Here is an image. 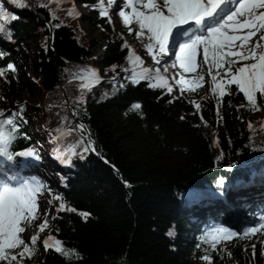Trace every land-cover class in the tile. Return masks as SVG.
<instances>
[{"label": "trees", "instance_id": "trees-1", "mask_svg": "<svg viewBox=\"0 0 264 264\" xmlns=\"http://www.w3.org/2000/svg\"><path fill=\"white\" fill-rule=\"evenodd\" d=\"M77 1L89 13L86 22L94 32L92 38L79 28V17L69 15L74 7L62 0H25L23 8L3 0L6 12L19 18L7 25L10 39L0 35V53H4L0 69L6 70L8 64L16 67L0 78V97L6 98L0 109L15 110L11 104L20 96L33 101L31 106L19 103L26 122L12 151L30 148L44 132L53 137L47 156L58 166L61 186L50 189L40 182L66 207L77 210L57 213L54 220L49 216V234L73 255L66 258L38 244L24 264H208L202 259L205 255L211 257V264H264V237L254 244V257L252 245H245L239 234L227 241L228 249L213 250L205 241L209 223L223 224L236 206L216 212L217 217L197 208L194 213L203 219L211 216V221L194 232V214L184 210L186 206L193 210L200 199H212L204 193L206 188L223 204L228 188L237 182L243 188L250 178L257 180L254 171L264 168L262 156L256 161L264 155V121L242 118L241 105L249 113L252 110L234 85L236 94L225 95L218 104L205 88L206 77L203 88L182 96L149 87L147 81L134 84L127 76L131 70L124 71L131 65L129 50H122L121 33L100 16L97 0ZM129 38L136 41L135 32ZM28 47L32 54L26 61L20 53ZM95 70L98 79H109L91 81ZM25 72L31 73L34 91L22 79ZM257 99L264 100L259 94ZM193 100L202 105L199 113ZM135 103L141 109H134ZM228 113L240 124L214 135L211 121L216 118L221 123ZM27 114H32L29 119ZM74 118L87 133L77 130ZM87 135L99 157L84 151L90 143ZM248 162L254 163L245 166ZM243 189L249 196L264 197V186ZM78 213L89 215L85 219Z\"/></svg>", "mask_w": 264, "mask_h": 264}, {"label": "snow or ice", "instance_id": "snow-or-ice-1", "mask_svg": "<svg viewBox=\"0 0 264 264\" xmlns=\"http://www.w3.org/2000/svg\"><path fill=\"white\" fill-rule=\"evenodd\" d=\"M11 2L17 7L27 6L25 0ZM122 4L117 15L129 35L135 32V39L154 65L144 66V59L124 40L122 50H129L127 60L131 65V69L125 68L124 71L131 70L129 79L134 84L147 81L149 87L164 89L169 95L178 91L182 96L203 88L207 76L210 77V91L218 104L225 95L242 93L252 109L261 110L257 94L264 99V0H122ZM106 5L114 6L115 0H97L100 16L112 23L111 12ZM74 14L78 13L75 10L69 12L70 16ZM18 18L15 14H8L3 8V0H0V35H7L10 39L7 25ZM186 25L190 27H183ZM254 37H258L255 42ZM170 53L175 57L171 62L165 60ZM3 56L4 53H0V58ZM116 67L113 66V71ZM5 71L14 73L16 67L8 64L6 70L0 69V78H5ZM186 74L193 75L188 78ZM90 76L98 79L94 71ZM233 85L236 93L232 92ZM4 99L0 97V101ZM79 102L83 103V98ZM191 102L199 113L202 105L195 100ZM132 107L141 109L139 103ZM23 113V105L10 112L0 109V158L6 161H13L16 156L39 159L38 153L33 150L22 153L12 151L20 135V126L26 122ZM76 127L82 132L85 130L82 124ZM89 150L95 151L90 143L84 148L85 152ZM45 192L52 195V199L48 200L49 205L60 201L56 207L57 213L77 212L73 207H66L59 195H53L35 178L18 180L16 176H11L0 179V264H24L26 259H31L35 254L38 241L43 244L45 251L54 248L66 258L73 255L51 234L40 240L41 233L46 230L50 233L49 212L44 211L41 215L38 202V197ZM78 214L85 219L89 215ZM38 219L41 223L35 224ZM51 219H56V216ZM33 227L34 234L30 238L24 237L23 234ZM261 231H264V223L249 228L244 235H255ZM169 235L174 233L170 231ZM236 235L227 228L219 227L212 229L205 241L216 250L217 244L225 237ZM252 251L254 257V244ZM202 259L211 264L210 256L205 255Z\"/></svg>", "mask_w": 264, "mask_h": 264}, {"label": "rangeland", "instance_id": "rangeland-1", "mask_svg": "<svg viewBox=\"0 0 264 264\" xmlns=\"http://www.w3.org/2000/svg\"><path fill=\"white\" fill-rule=\"evenodd\" d=\"M62 2H66L70 5H72L75 9V11L78 14H75V17H79V28L82 30V32L84 34H86V36L89 37H94V32L92 31V28L87 24L86 20H88L89 18V13L87 12L85 7H82V5L77 1V0H62ZM123 6L122 4V0H115V5L114 6H107L111 12V19H112V27L115 28V30H118L121 35L123 36L124 40H127L129 45L134 48L137 52V54H139L145 61V65L144 66H153L152 61H151V57L147 56L145 50L140 46L139 42L136 41H131V39L129 38V34L128 32L124 30L122 23L120 21V19L118 18V11L119 9ZM258 39V37H254L253 38V42H255V40ZM264 43V42H262ZM32 54V50L30 47L27 48V50H23L20 53V58L24 59L26 61H28L31 57ZM167 57H165L166 60ZM175 60V57L171 60L173 61ZM169 62H171L170 60H167ZM198 61H199V57H198ZM96 73V70L94 71ZM97 74V73H96ZM131 72H128L127 76L131 75ZM167 75V74H165ZM193 74H186V76H188V78H191ZM207 80L210 81V77H207ZM22 79L25 80L27 83V88L31 91H34V84L32 83V77H31V73L30 72H25L22 75ZM105 79H109V77H103V79H97L95 80V78H92L91 81H97V82H102ZM210 83L206 84L207 89L209 88ZM21 102H25L27 103V105H30L33 103L32 99L31 100H27L25 97L20 96L17 100H15L14 102H12L11 107H17L19 106V103ZM258 103L262 106L260 111H256L254 109L251 108V112L249 113L247 108H245L244 106L241 108V116L243 119L248 120V121H264V100H262L261 102L258 101ZM40 106V105H39ZM11 107H8L9 109ZM8 109V110H9ZM72 113V112H71ZM74 114V113H73ZM32 114H27V118L29 119L31 117ZM239 119L236 116H232L231 114H227L226 117L223 118V121L221 123H219L217 121V119L215 118L214 120L211 121L212 127H213V133L214 135H219L220 132L224 131H233L235 126L239 123L238 121ZM36 132V131H34ZM37 133V132H36ZM217 133V134H216ZM39 135V134H38ZM49 134L47 132H44L41 137L45 138L48 137ZM53 138V137H52ZM49 139L48 140V146L45 148V150H43L44 156L47 154L46 149L48 147H50V145L52 144V142L54 141V139ZM34 145L31 146V148H33ZM46 151V152H45ZM43 158L42 160H44L43 164L41 165V163H37V168L40 169L39 176H34V177H26V178H22L21 180H30L32 178H35L36 180L39 181H43L45 183H47L50 187V189H59L60 185V180H59V176H57V172H58V166L56 164H54V162L49 159V157L47 158V156H43L41 155ZM262 156V158H264V155H259L256 158V161L258 159H260V157ZM196 158V157H195ZM18 160V157H15L13 161H6V160H2L3 161V166L6 168H10L11 165ZM58 160L61 162L60 158H58ZM57 160V161H58ZM255 162V161H254ZM253 162V163H254ZM252 162H248L246 164H244L245 166H251L253 164ZM8 170V174L6 177H11V176H16L17 174L14 172H11V169H7ZM255 174L257 175L255 179H257L255 182L254 179L252 180V178H250V181L247 182V184H245V187L243 188H251L252 190H255V188H257L258 186H264V168H260L259 170L254 171ZM11 173V174H10ZM5 177V178H6ZM18 178V177H17ZM242 184L240 183H236L235 186L232 188H228V190L225 191L224 193V198L223 201L224 203L222 204V200L219 198L217 199V197L214 195V193L211 194L210 190H208V188H206V191L204 192L205 194L208 193L210 194L209 196H212V199H208L205 198L204 201L203 199H200L201 203L196 202V206L195 208H193V210L190 209V207L186 206L184 207V210L187 208V211H191L192 214H194L195 217V223L193 225V228H191V231H195L196 228H201L203 226L208 225V222H210L211 220V216H209L210 219H203L200 216V213H194L198 212V210L202 211L204 210V212H211L213 211L216 214L217 217V213L216 212H220L222 213L224 210H226V208H234L236 206V209H233L232 212L228 211L229 213L226 214V219H230V218H234L235 220L232 221L233 223V227H228V225H224L222 223L218 224L219 222H211L209 223L206 231H208V233L214 229V228H219V227H223V228H227L232 232H235L237 234H239V236L241 237V239L244 241L245 245H253L257 242V240L259 239V237H264V231L258 232L255 235L252 234H248V235H244L245 232L252 227H259V225L261 223H264V212H259L257 210L258 206L257 204H261L263 203V201L261 200H254L250 197H247L246 195H244L243 193H238V197H234V195H232L231 193V189H236L239 188V186H241ZM243 188H239V189H243ZM228 192V194L226 193ZM232 197V199H231ZM52 199V195H49L48 192H45L43 195L38 197V202H39V207H40V213L41 215L43 214L44 211H48L49 212V216H54L57 214L56 212V207L58 206L59 202L58 201H54L53 204L49 205L48 204V200ZM257 199V198H256ZM238 201V202H236ZM227 202V203H226ZM240 204V206H237L236 204ZM221 207L216 208L217 205H219ZM233 206V207H232ZM192 207V206H191ZM241 207L244 208V213L242 212V210L240 209ZM198 208V210H197ZM220 208V209H219ZM220 210V211H219ZM215 217V216H214ZM204 221H206L204 223ZM231 221V220H230ZM229 222V221H227ZM41 223V220H36L35 224H39ZM35 228L33 227L32 229L27 230L23 236L26 238H30L32 234H34ZM207 233V234H208ZM49 235L48 230H46L44 233L40 234V240H44L47 238V236ZM189 237H191V235H188ZM231 239V237H225L219 244H217V249L218 248H224V249H228V240ZM38 244L40 246H42L43 244L41 242L38 241Z\"/></svg>", "mask_w": 264, "mask_h": 264}, {"label": "bare ground", "instance_id": "bare-ground-1", "mask_svg": "<svg viewBox=\"0 0 264 264\" xmlns=\"http://www.w3.org/2000/svg\"><path fill=\"white\" fill-rule=\"evenodd\" d=\"M185 28H188L190 26H183ZM182 39V37H181ZM169 57L171 58L170 61L174 58V56L170 53L169 54ZM169 57L166 58V61L169 60ZM52 137L49 135L48 137H45L43 142L39 143L40 144V147H41V150H45V148L48 146V140L51 139ZM53 139V138H52ZM54 142V141H53ZM50 145V147H48L46 149V151H50L52 146H53V143ZM45 147V148H44ZM28 151V150H26ZM25 150L23 151H19V153H22V152H26ZM34 151V150H33ZM45 151V152H46ZM47 151V152H48ZM18 152V151H17ZM18 157V160H16L10 168H6L3 166V158H0V179H5V177L7 176V174L9 173L7 169H11L10 171L11 172H14L17 174V177H18V180H21L22 178H26V177H34V176H39L40 173V169L37 168V163H36V159H33V158H27V157H23V156H16ZM40 159L42 158H39V162L41 163V165L43 164ZM11 174V173H10ZM233 194H234V197H238V193H243L244 195L247 194V191L245 189H237V190H233ZM247 197H250L252 198L253 196H249L248 194L246 195ZM264 197H259L256 199V197H253L252 199L254 200H260V199H263ZM238 202V201H236ZM238 205V204H236ZM228 208V207H227Z\"/></svg>", "mask_w": 264, "mask_h": 264}, {"label": "water", "instance_id": "water-1", "mask_svg": "<svg viewBox=\"0 0 264 264\" xmlns=\"http://www.w3.org/2000/svg\"><path fill=\"white\" fill-rule=\"evenodd\" d=\"M104 81V80H103ZM103 81L101 82V83H103ZM72 115H74L73 113H72ZM74 121H75V124H76V126H77V124H82L83 125V123H80L78 120H77V118H74ZM84 129H86V127L84 126ZM77 130H79V129H77ZM83 132H85V133H87V130H84ZM87 139L89 140V142L92 144V146L95 148V142H92V140L90 139V136L89 135H87ZM97 152H96V149H95V151H93V155H96L97 157H99V155L98 154H96ZM116 174H117V172H116ZM118 175V174H117ZM231 220V221H230ZM235 219L232 217V218H230L229 220L228 219H226V221H224V224L225 225H228V227H233V223H232V221H234ZM227 221H229V222H227Z\"/></svg>", "mask_w": 264, "mask_h": 264}]
</instances>
